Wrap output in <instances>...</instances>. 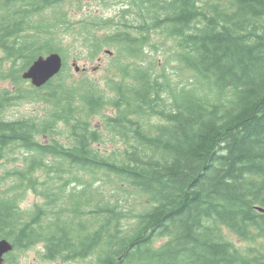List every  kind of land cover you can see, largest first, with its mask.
Here are the masks:
<instances>
[{"label":"trees","instance_id":"trees-1","mask_svg":"<svg viewBox=\"0 0 264 264\" xmlns=\"http://www.w3.org/2000/svg\"><path fill=\"white\" fill-rule=\"evenodd\" d=\"M72 2L0 0L10 62L0 60V79L19 85L37 58L64 60L42 88L1 98L0 114L19 94L47 111L0 116V162L23 152L0 163V238L17 252L39 246L44 261L264 264V0H115L117 20L92 12L80 22L66 13ZM65 35L92 61L109 50L119 76L100 85L69 75ZM153 35L172 41L189 81L147 59ZM115 139L124 146L108 150ZM26 190L44 201L30 212L17 201Z\"/></svg>","mask_w":264,"mask_h":264},{"label":"rangeland","instance_id":"rangeland-1","mask_svg":"<svg viewBox=\"0 0 264 264\" xmlns=\"http://www.w3.org/2000/svg\"><path fill=\"white\" fill-rule=\"evenodd\" d=\"M120 7L121 4H115V0H73L70 9L66 13L68 14V16L70 13L71 15H73V20H71L72 22H80L92 12H94L95 15L98 14L104 18L111 17L112 19L117 20V13ZM152 38L154 39V46L153 48L146 50V52L147 54H149L147 59L153 62L155 69L158 71L164 70L165 74L169 75V77L174 80L181 81L182 84L189 81L191 79V74H189L185 70L180 69L177 63L174 62L173 56L177 53V51H175L174 44L172 43V41L163 38L159 35H153ZM63 39L65 45L72 44L74 46L64 49V53L66 54L67 71L69 75L73 76L76 80L90 78L92 79L93 83H100V85H104L107 80L116 79L119 76V73L115 69L114 65H111V63L109 62V59L112 58L113 55H111V57H107L103 52L104 54L99 55L97 59H94L92 61L90 60L88 52H85L82 44H80L81 39L73 37L71 35H65ZM0 60H2L1 62H3V66L5 67V69L8 70L7 68L10 62L4 59L3 51H0ZM74 62H76L79 67L78 71H75L72 67ZM82 69L85 70L82 71ZM111 70L112 72L110 73ZM18 88L24 91H28L31 89V86L28 82L24 81L17 85L11 79H0V105L2 102L1 98L6 92L11 95L13 94V92H16ZM19 95L21 96V99H11L4 103V106L1 108L0 114L3 119L8 121L24 120L25 118L41 120L45 117V112L47 111V106L45 105V103L40 102L35 95L32 96L30 94L27 97H24L23 94ZM108 110L107 114H110L111 111ZM104 113L105 111H103L101 115H103ZM158 122L159 121L155 117L151 119H146V123L145 119H142L141 125L147 124V127L150 123L157 124ZM96 123H99L97 118L93 120V125H95ZM57 131L60 135L57 140L63 143L66 132L63 130V126L60 125V123L59 128H57ZM105 135L108 134L105 133ZM44 140H46L47 142L50 141L49 138ZM116 141V144H113V146L111 147L107 146V149L112 150L114 146H124V142L121 139H115V142ZM111 143H113L112 140ZM22 154L23 152L20 150L11 149V151L7 153V156L9 157V159H11L9 160L10 162L6 163L5 161H1L0 163L7 168L11 167L14 164L18 163ZM1 175L2 170L0 169V176ZM74 176L76 178H80L79 173H75ZM38 177L46 178V175L39 174ZM81 179H83V181H89L88 175H83ZM1 186L2 183H0V188L3 190L4 187H7V183H4L3 187ZM94 187H96V185H94ZM17 194L18 205H20V208L24 212H30L35 205H41L44 202L41 196H39L32 190H26L24 192L21 191ZM234 242L240 247L246 246L245 244L239 242L236 239H234ZM39 250L40 247L37 246V248H33L23 252H14L11 256V259H13L12 262L13 264H85V262L80 261H44L41 260V258L39 257Z\"/></svg>","mask_w":264,"mask_h":264},{"label":"water","instance_id":"water-1","mask_svg":"<svg viewBox=\"0 0 264 264\" xmlns=\"http://www.w3.org/2000/svg\"><path fill=\"white\" fill-rule=\"evenodd\" d=\"M62 67V59L57 53H52L48 56L39 57L26 72L23 73L22 78L30 80L31 84L40 88L47 83L52 77L58 74ZM12 246L6 241L0 242V262L4 253L10 251Z\"/></svg>","mask_w":264,"mask_h":264},{"label":"flooded vegetation","instance_id":"flooded-vegetation-1","mask_svg":"<svg viewBox=\"0 0 264 264\" xmlns=\"http://www.w3.org/2000/svg\"><path fill=\"white\" fill-rule=\"evenodd\" d=\"M6 257V256H5ZM3 264H8L6 261H5V259H4V262H3Z\"/></svg>","mask_w":264,"mask_h":264}]
</instances>
